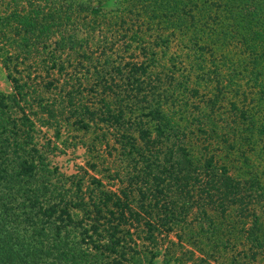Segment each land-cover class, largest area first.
Segmentation results:
<instances>
[{
    "label": "trees",
    "instance_id": "obj_1",
    "mask_svg": "<svg viewBox=\"0 0 264 264\" xmlns=\"http://www.w3.org/2000/svg\"><path fill=\"white\" fill-rule=\"evenodd\" d=\"M128 3L129 40L137 42L143 53L142 60L129 59V63L113 68L119 74L118 106L113 108L111 102L104 99L93 111L87 106L75 108L83 111V117L86 114L93 119L99 113L101 121L115 125L121 155L127 161V181L118 191H101L91 203L84 198L71 202L58 187L51 197L46 183L36 195L32 181L45 167L34 146L19 157L17 164L13 163V174L6 169L9 166L6 149L13 146L12 154L16 155L23 144H31L33 123L24 110L20 117L11 118L7 110L11 111V106L1 96L0 179L7 183L5 188L13 187L22 200L11 195L9 198L0 196V264H132L134 256L139 255L137 241L142 239L138 235L141 226L145 228V239L153 243L155 232L172 231L185 222L194 209L217 230L218 225L209 212L225 216L230 207H233V215L244 221L239 231L249 244L251 256L258 251L264 254V225L254 209L255 203L264 201V191L257 178H245L244 174L234 176L225 163L218 162L214 153L194 158L187 144L185 127L174 118L181 119L179 109L185 108L173 110L172 106L170 112L174 114L169 115L166 111V105H175L178 98L187 100L189 94L203 100L205 97L195 85L211 84L214 91L206 102L209 112L192 120L198 130L192 135H204L205 139L215 137V129H203L202 121L217 116L221 119L219 123L231 124L232 132L245 140L246 149L254 151V145L264 141V0H128ZM88 10L92 14L99 13L96 8ZM15 15L11 14L8 19ZM119 17L121 24L127 25L123 16ZM17 19L30 27L31 17L17 13ZM59 19L62 17L58 14L44 16L37 9L34 22L38 20L36 26L44 30L43 22L54 25ZM137 28L154 32V37L150 35L154 40L150 47L143 39L139 40ZM160 31H168L170 36ZM172 35L186 40L188 55L194 59L190 65L192 76H187L186 69L182 81L175 83H171L174 81L172 69L177 63L171 57L172 68L168 70L158 58V53L164 58ZM215 49L219 50L218 55ZM191 78L193 84L189 81ZM227 95L239 97L242 104L236 99L224 102ZM72 99L70 95L71 106L75 104ZM12 101L17 104L16 99ZM221 106L230 114L229 120H224L223 114L217 111ZM83 117L78 120L82 125ZM216 122L215 127L219 124L217 119ZM221 140L228 142L224 136ZM245 148L241 149L243 160ZM77 188L79 191L80 187ZM70 206L82 210L84 216L74 220ZM21 209L28 210L21 212ZM12 212H18L14 214L18 223L12 220L18 229H11V220L7 218ZM47 225H52L57 235L62 230L67 231V226H77L81 239L76 242L69 235L61 244V237L57 236L55 242H49L45 235ZM6 230L17 232L9 237ZM22 236L28 237L27 243ZM85 241H90L89 248L81 245ZM226 241H213L212 247L218 249ZM197 248L204 253L198 245ZM149 254L152 262L156 254Z\"/></svg>",
    "mask_w": 264,
    "mask_h": 264
},
{
    "label": "rangeland",
    "instance_id": "obj_2",
    "mask_svg": "<svg viewBox=\"0 0 264 264\" xmlns=\"http://www.w3.org/2000/svg\"><path fill=\"white\" fill-rule=\"evenodd\" d=\"M127 4L130 6L128 0H0V97L6 98V103L11 106V111L7 109L11 118L20 117L24 110L34 126L31 131V144H23V148L20 147L16 155L12 154L13 146L10 145L6 149V163L9 164L6 169L9 174H13V163L17 164L19 157L34 146L45 167L32 181V189L36 195L40 194L38 191H42L40 188L46 183L52 192L51 197L54 195L53 190L58 187L59 192L71 202L76 198H84V201L91 203V200H97L101 191H118L127 181V161H124L121 155L115 125L101 121L98 118L99 113L91 119V115L84 114L83 117V111L75 110L81 105L93 111L101 106L104 99L111 102L110 106L113 108L118 106L116 102L119 95V74H116L113 68L123 65L129 59L135 62L143 58L137 42L129 40L131 35L128 34H131V31ZM84 6L87 10H84ZM88 8H96L99 13L92 14ZM37 9L44 16L58 14L62 19L56 20L54 25L43 22L46 24L43 30L42 26H36L38 20L34 22ZM13 13L25 18L31 17L30 27L20 24L18 19L15 20L16 15L8 19ZM119 16H123L122 19L127 25L121 24ZM7 20H11L10 24L6 23ZM143 29L137 28L140 32L139 40L143 39L150 47L155 34L147 33ZM160 32L165 36L169 35L168 31ZM150 35L154 36L150 39ZM72 38L76 40L75 45L71 44ZM185 41H181L177 35H172L164 58L158 53L159 61L166 65V69L172 68L171 57L177 63L172 69L174 81L171 83L182 81L186 69L187 76H192L190 65L194 63V59L188 55ZM215 50L218 55L219 50ZM189 81H192V78ZM195 86H198L200 95L205 97L203 100H199L200 96L196 99L189 94L187 100L178 98L175 105H166L168 115L174 112H170L172 106L173 110L185 108L183 111L179 109L181 119L176 116L174 118L180 122L182 128L185 127V133L188 134L187 144L193 157L214 153L218 162L220 160L225 163L230 172L241 175L244 174L245 166H250L253 161L259 162L263 157L264 163V155L255 153L259 146L253 154L245 148V140H241L232 132L231 124L219 123L221 119L217 116L213 119L204 118L202 121L203 129H215V137L205 139L204 135L194 136L198 130L197 124L192 120L196 117L202 118L209 112L206 102L214 91L211 84L199 83ZM69 93L73 97L72 103H75L73 106L68 101ZM13 99L17 100V104H14ZM228 99H236L242 104L239 97L227 95L223 101L227 102ZM224 106L219 107L217 111L223 114L224 120H229L231 116ZM4 112V117L7 118ZM80 117L84 118V125L78 123ZM215 118L219 123L216 127ZM223 136L228 142L221 140ZM242 148H245V160L241 155ZM249 174L251 175V172ZM6 184L0 179V196L9 198L11 195L17 200H22L13 187L5 188ZM77 187H80L79 191ZM263 206L264 201L259 200L254 209L264 225ZM24 210L28 209H21V212ZM70 213L74 220L84 216L82 210L71 206ZM209 213L218 225L217 230L193 209L185 222L172 231H164L161 234L155 232L153 243H148L145 239V228L141 226L138 235L142 239L137 241L139 255L134 256L132 264H264L262 252H255V256H251L249 244L244 241L243 234L239 231L244 221L233 215V207L229 208L225 216L215 211ZM14 214L18 212H12L7 218L11 220V229H18V217ZM67 227V231L62 230L57 235L54 227L47 225L45 235L49 242H55V237L60 236L63 244L69 235L70 239L79 242L81 235L78 234L77 226ZM158 229L161 230V227ZM11 231L12 233L7 231L5 234L9 237L15 236L14 232L17 231ZM22 240L27 243L28 237L22 236ZM216 240L227 241L225 245L214 249L212 242ZM89 243L90 241H85L81 245L89 248ZM149 252L156 254L152 262L149 261Z\"/></svg>",
    "mask_w": 264,
    "mask_h": 264
},
{
    "label": "crops",
    "instance_id": "obj_3",
    "mask_svg": "<svg viewBox=\"0 0 264 264\" xmlns=\"http://www.w3.org/2000/svg\"><path fill=\"white\" fill-rule=\"evenodd\" d=\"M264 141H260L259 144H255L254 145V151L257 149V147L259 146V150L255 153H260V155H264ZM253 153V150H252ZM254 154V153H253ZM263 157L262 159H260L259 162H252L250 166L246 165L245 169L243 171L245 178L247 177H255L257 178V181L259 183V185L261 186L262 190L264 191V163H262ZM249 172H251V175H249ZM234 176H241V174H238L237 172H231Z\"/></svg>",
    "mask_w": 264,
    "mask_h": 264
}]
</instances>
